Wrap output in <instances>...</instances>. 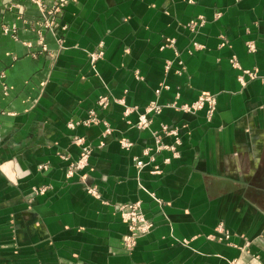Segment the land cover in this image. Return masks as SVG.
<instances>
[{
	"label": "crops",
	"instance_id": "crops-1",
	"mask_svg": "<svg viewBox=\"0 0 264 264\" xmlns=\"http://www.w3.org/2000/svg\"><path fill=\"white\" fill-rule=\"evenodd\" d=\"M55 2L0 0V264H264V0H76L50 29ZM202 93L211 120L173 107Z\"/></svg>",
	"mask_w": 264,
	"mask_h": 264
},
{
	"label": "built area",
	"instance_id": "built-area-1",
	"mask_svg": "<svg viewBox=\"0 0 264 264\" xmlns=\"http://www.w3.org/2000/svg\"><path fill=\"white\" fill-rule=\"evenodd\" d=\"M32 1L36 3L40 2V0H32ZM55 1L56 2L54 4V7L48 11L49 19H47L44 22L45 27H48L50 29H54L58 27V24H57L58 17L62 15L66 5L76 0H55ZM236 1H240V0H236ZM40 7H41V10L44 11L43 5L40 4ZM218 16H220V14ZM205 23L206 21L204 18L198 17V19H195L189 23V27L191 29H197V28L203 27ZM166 46L172 47L173 43L171 42L169 43V45H166ZM194 47L196 49L201 48V46L198 45L197 43H194ZM250 50H254V47L252 45H250ZM104 56H105V46H104V43H100V45L98 46V49L90 54V61H91L92 66H95L99 60L104 58ZM230 62L235 69L242 71V75L239 77V79L243 84H245L244 82L245 75L250 77V79L257 78V74L255 72L243 71L236 57H233ZM159 92L160 90L156 91V93H159ZM108 103L109 101L107 98H101L99 100V106H101L102 108H106L108 106ZM173 107L181 111H184L186 113H197L199 111L205 110L207 118L211 120L217 110V99L214 95L210 93H202L198 97V99L191 104L182 105V106H177L176 104H174ZM149 111L159 113L161 109L160 107L154 105L149 109ZM92 114L93 115L91 116V118L83 122L84 124L91 125V124L99 123L94 113ZM150 123L151 121L146 116H142L140 118V121L137 124V127L140 129H145L149 127ZM77 124L79 123H70L69 127L74 129L77 126ZM110 133H111V129L107 127L105 134L107 135ZM172 133L176 134L175 132H172ZM75 142L81 147L82 151H81V155L78 161L71 163L69 165L68 173H67L68 177H72L75 173H80V172H85L87 170H91L90 159H91L93 148L90 145L85 144L83 139L77 138ZM101 145L103 146V143ZM123 146L126 149H129L131 147V143L124 142ZM144 166L145 164L143 161L141 160L137 161V167L142 168ZM40 193H43V190L40 191ZM89 193L95 196L96 198H100V195L96 187H91L89 189ZM119 210L121 212L123 221L129 227V233L123 237V245L126 251L130 252L135 249L139 238L143 237L144 235L152 231V229L154 228V224L143 213L139 203L124 204L120 206ZM219 230H222L221 227L219 228ZM229 237H230L229 234H226V238L229 239Z\"/></svg>",
	"mask_w": 264,
	"mask_h": 264
}]
</instances>
